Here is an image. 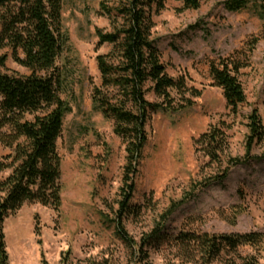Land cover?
I'll use <instances>...</instances> for the list:
<instances>
[{"label": "rangeland", "instance_id": "374dc122", "mask_svg": "<svg viewBox=\"0 0 264 264\" xmlns=\"http://www.w3.org/2000/svg\"><path fill=\"white\" fill-rule=\"evenodd\" d=\"M225 1L205 0L197 10H188L166 0L163 10L152 13L151 39L166 74L201 95L190 108L151 114L129 201L134 214L122 217L125 144L114 134V122L92 100L93 88L101 85L96 57L111 49L108 44L97 48L95 30L111 31L100 3L112 6L115 0H63L65 41L56 66L62 79L60 97L70 111L57 140L61 205L54 210L25 204L4 221L8 264H203L174 248L170 237L181 232L264 236V139L254 145L252 160L231 168L223 181H213L228 167V160L245 157L246 117L253 109L264 128V0H250L237 12L225 10ZM254 38L258 41L251 53L242 55L248 60L238 75L246 100L234 115L222 90L213 86L208 65L220 56L246 53L245 43ZM1 57L6 61L0 72L29 74L13 61L8 48L0 50ZM146 99L161 102L151 91ZM33 118L25 116L27 121ZM213 128L227 142L219 162H211L194 147V140ZM10 153L0 143V160ZM9 172H0V180ZM190 193L193 199L163 221L169 206ZM117 223L129 242L117 235ZM158 232L159 244L143 246ZM250 259L264 264V239L257 248L225 253L211 264H244Z\"/></svg>", "mask_w": 264, "mask_h": 264}, {"label": "trees", "instance_id": "16d2710c", "mask_svg": "<svg viewBox=\"0 0 264 264\" xmlns=\"http://www.w3.org/2000/svg\"><path fill=\"white\" fill-rule=\"evenodd\" d=\"M174 1L181 3L183 9L197 10L205 0ZM62 2L0 0V50L8 48L13 61L29 71L28 75L0 72V143L11 150L0 160V172L10 171L0 180V264H8L3 233V224L8 217L25 204L38 203L54 210L61 205L57 140L64 117L70 111L69 104L60 97L62 79L56 66L65 41L61 23ZM165 2L115 0L112 6L100 3V12L108 18L111 31L95 30L97 48L108 44L111 49L96 57L101 85L93 88L92 100L102 115L114 122L113 132L125 144L120 189L123 201L119 203L122 217L134 214L129 201L147 142L146 126L151 114L159 109L180 111L190 108L193 99L201 95L196 89L188 88L182 79L176 80L166 74L160 52L151 39L152 13L163 10ZM249 3L250 0H227L223 7L237 12ZM257 41L254 38L245 43L246 53L239 51L227 57L220 56L208 65L213 86L222 90L226 107L234 115L246 100L238 79L240 69L248 60L242 55L251 53ZM236 55H241L242 59ZM5 61L6 57L0 58V67H4ZM148 91L161 102H149L146 99ZM26 115H34L33 120H25ZM246 127L245 157L228 160V167L214 182L223 181L231 168L253 159L254 145L264 139V128L257 110L253 109L246 117ZM4 128L6 133L2 132ZM226 145L225 135L214 128L194 140L195 151L211 162H219ZM191 199L192 193L173 202L162 220H167ZM117 235L129 242L127 233L118 223ZM170 239L173 247L182 254L191 259L199 258L203 264H211L225 253L236 254L239 249L259 247L264 236L257 232H181ZM160 242V232L153 233L143 246ZM244 264H256V260L250 259Z\"/></svg>", "mask_w": 264, "mask_h": 264}]
</instances>
